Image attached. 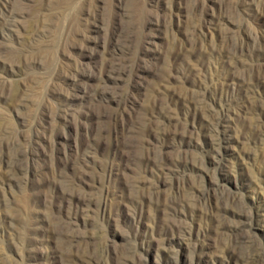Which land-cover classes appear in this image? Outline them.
Here are the masks:
<instances>
[{
    "label": "rangeland",
    "instance_id": "374dc122",
    "mask_svg": "<svg viewBox=\"0 0 264 264\" xmlns=\"http://www.w3.org/2000/svg\"><path fill=\"white\" fill-rule=\"evenodd\" d=\"M0 264H264V0H0Z\"/></svg>",
    "mask_w": 264,
    "mask_h": 264
},
{
    "label": "bare ground",
    "instance_id": "6f19581e",
    "mask_svg": "<svg viewBox=\"0 0 264 264\" xmlns=\"http://www.w3.org/2000/svg\"><path fill=\"white\" fill-rule=\"evenodd\" d=\"M75 1L76 0H68V3L70 4V5H73L74 3H75ZM123 71H122V69H121V67H120V65L119 64H117L116 63V61H114V62H112V63H110L108 66H107V68L105 69V71H104V73L103 74H101V76H99V74H95V73H93V74H85V73H83V74H79L78 76H77V81H81V80H83L84 78H88V79H100L101 81H103L104 83H105V85L103 86V90L102 91H98V94H96V96L98 95V97L99 98H102V99H105V100H108V99H114L115 98V96L117 95H115L114 97H113V95L115 94L114 93V89L112 88V86L111 85H109V84H111V83H115V82H117L118 80H120V78L122 77V75H123ZM105 78H104V77ZM76 79V78H75ZM113 90V91H112ZM114 93V94H113ZM76 95L77 96H74L73 95V97H79L80 96V86H79V89H78V91L76 92ZM70 97V96H69ZM234 101V100H233ZM189 114V113H188ZM221 114V113H220ZM219 114V115H220ZM225 115V114H224ZM89 116L90 117H92L93 116V114H90L89 113ZM189 116V115H188ZM221 116V115H220ZM220 118V117H219ZM223 118V117H222ZM225 118V117H224ZM189 119V118H188ZM217 120H218V118H217ZM122 121V120H121ZM221 122L223 121V119L222 120H220ZM218 123H219V120H218ZM217 123V126L219 125ZM190 125H191V123H190ZM194 125V124H193ZM126 129H125V124H124V121H123V124H122V131H125ZM194 130H195V128H194Z\"/></svg>",
    "mask_w": 264,
    "mask_h": 264
}]
</instances>
